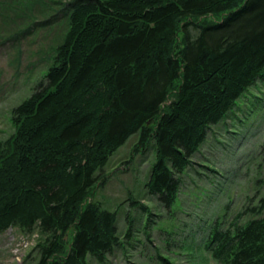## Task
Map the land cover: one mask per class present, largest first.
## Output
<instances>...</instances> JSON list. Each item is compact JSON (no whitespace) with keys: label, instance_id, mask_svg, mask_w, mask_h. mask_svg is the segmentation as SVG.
<instances>
[{"label":"trees","instance_id":"16d2710c","mask_svg":"<svg viewBox=\"0 0 264 264\" xmlns=\"http://www.w3.org/2000/svg\"><path fill=\"white\" fill-rule=\"evenodd\" d=\"M63 12L52 62L0 141V234L38 228L37 264H104L120 242L117 213L88 202L97 170L137 135L156 154L148 191L174 205L210 126L264 82V0H74ZM250 211L210 230L217 264H264V195Z\"/></svg>","mask_w":264,"mask_h":264},{"label":"rangeland","instance_id":"374dc122","mask_svg":"<svg viewBox=\"0 0 264 264\" xmlns=\"http://www.w3.org/2000/svg\"><path fill=\"white\" fill-rule=\"evenodd\" d=\"M73 1L0 0V141L14 132L12 110L51 64L67 29L63 9ZM137 141L132 136L108 156L96 172L102 184L89 196L88 202L117 213L120 245L104 264H217L205 249L210 230L250 220L264 195V82L257 81L225 119L210 126L180 175L170 209L147 188L155 149L142 150ZM45 238L38 228H9L0 234V264H37ZM86 261L100 264L89 255Z\"/></svg>","mask_w":264,"mask_h":264}]
</instances>
